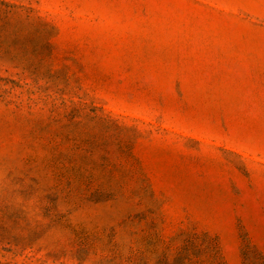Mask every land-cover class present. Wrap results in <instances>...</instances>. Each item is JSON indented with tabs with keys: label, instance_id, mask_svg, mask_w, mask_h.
<instances>
[{
	"label": "rangeland",
	"instance_id": "374dc122",
	"mask_svg": "<svg viewBox=\"0 0 264 264\" xmlns=\"http://www.w3.org/2000/svg\"><path fill=\"white\" fill-rule=\"evenodd\" d=\"M0 264H264V0H0Z\"/></svg>",
	"mask_w": 264,
	"mask_h": 264
}]
</instances>
